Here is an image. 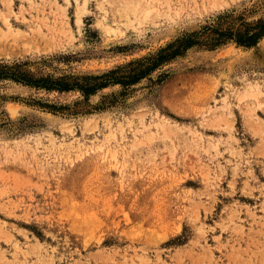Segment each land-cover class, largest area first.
<instances>
[{"label":"rangeland","instance_id":"1","mask_svg":"<svg viewBox=\"0 0 264 264\" xmlns=\"http://www.w3.org/2000/svg\"><path fill=\"white\" fill-rule=\"evenodd\" d=\"M84 1L0 0V62L96 76L264 19V0ZM0 264H264V38L88 98L1 82Z\"/></svg>","mask_w":264,"mask_h":264},{"label":"trees","instance_id":"2","mask_svg":"<svg viewBox=\"0 0 264 264\" xmlns=\"http://www.w3.org/2000/svg\"><path fill=\"white\" fill-rule=\"evenodd\" d=\"M264 38V19L246 23L237 30L221 31L216 27L207 26L200 32L179 38L156 53L138 59L124 67H118L101 75L77 76L63 75L36 76L25 67L27 63L5 64L0 62V83L13 81L38 90L70 92L78 90L88 98L98 90L110 85H121L124 89L139 83L155 71L163 68L176 58L183 56L190 48L206 46L215 49L228 42L245 48L256 46Z\"/></svg>","mask_w":264,"mask_h":264},{"label":"bare ground","instance_id":"3","mask_svg":"<svg viewBox=\"0 0 264 264\" xmlns=\"http://www.w3.org/2000/svg\"><path fill=\"white\" fill-rule=\"evenodd\" d=\"M86 3H87V0L84 1V5H85V6H86ZM128 13H130V11H129ZM79 15H80V14H79ZM125 15H126V14H125ZM122 16H123V15H122ZM127 16H128V15H127ZM127 18H128V17H127ZM128 19H129V18H128ZM78 20H79V19H78ZM78 20H77V21H78ZM78 22L81 23V18H80V21H78ZM131 22H132V21H131Z\"/></svg>","mask_w":264,"mask_h":264}]
</instances>
